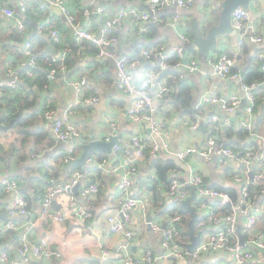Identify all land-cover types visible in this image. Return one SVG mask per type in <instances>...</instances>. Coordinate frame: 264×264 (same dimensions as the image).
I'll use <instances>...</instances> for the list:
<instances>
[{"label": "crops", "instance_id": "obj_1", "mask_svg": "<svg viewBox=\"0 0 264 264\" xmlns=\"http://www.w3.org/2000/svg\"><path fill=\"white\" fill-rule=\"evenodd\" d=\"M219 1L221 0H192L189 7L177 4L163 5L155 10L157 20L144 22L128 16L120 24V41L113 45L114 51L117 55L126 54L140 59L139 63L131 66L136 81L144 79L147 73L151 72L157 76V81L167 82L168 78H174L192 91L189 109L195 106V110L192 111L194 115H185L177 110L172 97L164 103L162 100L161 109L165 112L161 110L160 117L171 131V151L158 155L163 159H169L187 146L206 144L209 135L213 132L212 123L204 122L201 129L190 127L197 111V104L205 95L219 96L227 101L232 96L240 98L238 106L231 112H227L221 102L216 104L215 111H211L209 103H203L202 110L207 116L218 113L223 117L232 118L231 127L235 131H239L236 123L241 117L251 118L253 122V131L244 139L235 137L236 133L224 132L222 138L229 144L233 141L241 142V145L248 144L249 141L260 143V136H264V82L258 89L254 111L248 116L241 78L220 77L213 72L209 62L210 59L227 54L234 58V65L244 66L242 70H251L247 66L256 64L261 66L258 53L264 51V0H251L246 7L248 11L246 23L253 33L263 37L260 43L246 41L240 46L239 34L236 30L232 34L220 35L216 48L203 54L194 45V31L198 25L201 26L205 37L208 29L218 23L221 11ZM18 2L19 0H0V80H11L17 76L19 81L17 88L7 87L0 93V115L3 116V123L7 124L12 118L19 117L7 131H0V226L8 219V207L15 195L13 192L17 193L20 188L28 187L27 190L20 192L28 193L32 201H29V212L26 215L14 216V221L18 225V228L12 229L15 237L5 240L0 244V249L4 248L16 256V247L21 244L23 234L26 232L32 243H44L60 255L51 254L50 257L39 259L30 253L29 261L22 262L23 264H116L118 258L128 254L138 256L145 249L154 251L157 264H176L175 259L167 255L166 250L163 249L160 233L156 232L148 222V213L154 220H163L165 216L155 213L154 191L147 181L148 176L156 175V168L149 157L140 161L138 176L140 183L132 190V194L142 197L145 204L144 208L138 206L131 209L132 214L137 218L133 238H127L122 233H114L108 222L109 215H119L120 172L94 170V162L93 164L86 161L87 165L81 167L83 170H91L88 181L99 179L97 194L86 198L81 195L78 185L73 186L72 191L58 196L54 201L56 205L53 203V209L61 210L66 215L63 220L45 219L40 211L45 185L50 181V177L58 172L57 179L65 180L74 168H79L77 167L79 164L67 167V163L64 162L63 157L76 140H61L57 137L52 127V120L44 115L48 107L55 109L57 114L65 109L70 110L72 120L86 133V139L81 142L84 145L92 139V135L102 139L103 135L112 132L111 123L114 121L118 124V133L121 136H129L133 133L142 134L144 137L149 135L148 128L129 117L128 109L132 96L117 87L116 60L99 55L97 48L88 47L84 51L74 52L71 54V59L75 60L71 70L65 74L60 73L52 84L41 88L25 72L31 50L27 42L32 39L35 42L40 38L44 39L48 46L54 43L50 30L46 27L50 16L54 15L53 25L61 32L63 41L67 42L74 38L77 28H87L96 34L101 30L104 20L117 13L119 8L133 6L143 10V7L147 5L149 7V0H69L68 6L77 16L75 22H69L62 13L50 7H47L46 15L45 11L40 12L37 7L30 8L31 11L26 13L20 9ZM100 7L105 8L102 14L97 12ZM7 8L12 9L14 13L7 14ZM20 22L23 23V28L20 27ZM183 35L188 36L189 40H185ZM179 47L185 48L188 55L198 60L199 70L175 65L178 58L176 56L166 57ZM146 48L158 49V54L144 55L143 50ZM53 55L55 56L54 53ZM253 57H255L254 64L247 65ZM163 62L167 63L165 67ZM179 68L182 70H178ZM167 69L169 71L171 69V72L167 71L163 75ZM9 70L11 74L8 73ZM82 76L86 78V92L100 96L98 103L91 104L78 99L73 81ZM23 101H27V104ZM13 106L15 109H12ZM213 134L218 136V132ZM77 142L79 143V140ZM84 145L77 149L79 156L83 152ZM100 153V155L95 153L97 159L106 158L108 163L118 161L115 157L112 159V154L103 151ZM183 161L186 162V166L172 171L169 176L175 175L185 180L191 165L207 179L205 183L208 185L214 186L220 183L237 187L230 178L232 171L228 167H232L233 170L238 169L240 168L238 163L229 162L224 165L216 156L206 159L201 155H193ZM252 164L261 166L257 158L252 160ZM108 167L112 168L111 165ZM4 176L10 179H23L18 191L5 190L1 183V178ZM71 195H74L77 208L88 207L91 212L83 222H80L75 214L73 215L75 206L71 207L69 204ZM190 241L191 238L187 243ZM182 264H234V261L229 251L216 250L204 252L199 259L188 254ZM253 264H264L263 249H255Z\"/></svg>", "mask_w": 264, "mask_h": 264}, {"label": "built area", "instance_id": "obj_2", "mask_svg": "<svg viewBox=\"0 0 264 264\" xmlns=\"http://www.w3.org/2000/svg\"><path fill=\"white\" fill-rule=\"evenodd\" d=\"M34 1L35 0H19L18 4L20 9L25 11L29 4ZM47 1L61 7L68 21L74 22V13L68 6L69 0ZM170 4L189 7L192 4V0H149L150 10H141L133 6L121 7L117 13H114L104 20V24L101 28V35L99 37L96 36L95 32L87 28H77L75 31L78 41L91 40L100 47L99 55L111 57L116 60L117 87L120 91L132 96L131 105L128 109L129 117L135 122L142 123L143 126L149 130V135L147 137L139 133H133L129 136L119 135L117 142L113 145L112 159H114V157L118 159L115 163H108L106 158L97 159L95 153H91L86 160L88 163H95H93L95 165L94 170H108L112 173L114 171L120 172L121 179L118 184L121 191L119 197V215H109L108 222L110 229L114 233H122L127 238H133L136 232L135 222L137 218L132 214L131 209L138 206L144 208L145 206L142 197L132 194L133 188L140 183V177H138L140 174V161L148 156L154 157L161 153H169L171 151V131L167 123L160 117L162 100L169 91V87L166 82H162V80L157 81V76L153 75L151 72H148L144 79L136 81L131 71V66L139 63L140 59L130 57L126 54L117 55L110 46L120 41V24L126 17L133 16L136 20L144 22L157 20V16L155 15L156 8ZM40 7L46 6L40 4ZM104 9V7H100L97 12L102 14ZM247 12L246 6L240 4L232 13V24L239 34L238 44L240 46L246 41L260 43L263 40L261 35L255 34L249 29L246 23L248 16ZM6 13L11 15L14 12L12 9L7 8ZM48 22H50L49 19L47 23ZM20 27H24L21 22ZM50 35L55 42H60L62 40V35L58 28L50 29ZM183 38L189 40V37L186 35H183ZM32 45V41L27 42L29 48H31ZM157 51L158 49L150 50L146 48L143 50V53L147 56H154L158 54ZM61 54L58 57L54 56L52 61L61 63L63 60ZM168 56L178 57L176 59L177 65H182L190 70L200 69L198 60L188 55L185 48H176L173 52L166 55V57ZM258 59L261 61L264 69V51L258 53ZM209 62L216 75L225 78H241L239 73L232 72L234 58L227 54H223L216 59H210ZM37 63L36 55L33 56L32 54L28 62V67L25 69L26 74L32 76ZM166 65L167 63L163 62V67ZM61 67L63 68V66ZM8 73L11 74V70H9ZM56 74V68H53L49 72L53 80L57 79ZM18 82L17 76H14L11 80H0V93L7 87L11 89L17 88ZM73 84L78 99L85 100L87 103L91 104L99 102V95L86 94L85 86L87 84L84 76L76 78ZM241 87L247 101V115L250 116L254 111L260 86L253 82L250 84L242 83ZM220 102L227 112H231L238 106L240 98L232 96L230 100L227 101L219 96L205 95L197 104V109L203 106V103H209L211 111H215L214 107ZM56 112L55 109L48 108L45 110L44 115L46 118L52 120V127L57 137L61 140L76 139V141L70 145L64 158V161L68 163L79 156L77 149L84 145V143L81 142H84L86 139V133L78 123L72 120L69 109H65L60 114ZM202 122L217 123L218 132H222L225 128L232 126V118L230 117H223L218 113H212L210 116H207L206 113H198L195 119L190 123V127L192 129H198ZM111 125L112 132L103 135V140H109L111 136L119 134L118 124L114 121ZM236 126L238 129L253 130L251 118L245 116L238 119ZM77 140H79V143ZM260 143H264V136H260ZM130 151H132L131 154ZM177 155L183 160H187L193 155H201L206 159H211L216 156L219 158L221 164L225 165L229 162L240 164L239 172L233 177V182L241 190L243 197L238 204H235L230 192L219 190L205 183L204 177L200 171L194 169L191 165L185 180L182 179L183 177L170 175L168 177V184H165L166 186H163L164 183L162 182V184L157 187L160 193L158 204L165 207L171 200L179 199V201H182L190 196L191 185L195 186L197 197L193 200V203L199 213L197 226L201 229L203 236L198 245L189 251L187 246H182L178 241V236L180 235L179 222L183 218V214L177 213L174 215L162 216L163 220L152 219L150 222L151 226L156 232L160 233L161 244L163 249L166 250L167 255L172 256L177 262L176 264H182L188 254L199 259L204 252L227 250L232 254L234 264H253V250L256 248L264 250V233L259 232V230L255 228L257 218L264 212V202L251 205L245 196L248 193L249 183L251 181H260L264 177V173L253 174L251 177L253 159L257 158L261 167H264V150L258 154L253 146H245L243 150H236L230 146L227 141L219 137V135L210 134L205 145L187 146L181 151H177ZM108 165H111L112 168L108 167ZM90 174L91 170L74 168L65 180H58L52 177L45 187V193L40 203L42 216L45 219L52 218L63 220L66 215L61 210H54L53 203L58 196L65 192L72 191L73 186L79 185L81 195L86 198H91L94 194H97L99 192L100 181L99 179L88 181ZM1 183L6 191H18L23 183V179H10L4 176L1 178ZM262 191L264 193V188ZM216 200H220L224 204L230 203L232 205V212L228 214L217 213L212 204V202ZM69 204L71 207L75 206L73 215L75 214L80 222H83V220L91 214L88 207H76L74 195H71ZM28 205V199L24 193L17 192L12 199L11 205L8 207V219L1 225V229L18 228V225L14 221V216L19 214L26 215L29 212ZM240 221L243 223V234L247 233L249 237L248 241L244 243H241L240 235L237 231V226ZM107 252L108 251H106V253ZM16 253L17 255L14 256L10 251L1 248L0 264H23L22 262L29 261L30 253L34 254L39 259L50 257L51 254L60 255L57 251L49 249L44 243H32L26 232L23 234L21 244L16 247ZM116 264H157V257L153 250L145 249L138 256L128 254L118 258Z\"/></svg>", "mask_w": 264, "mask_h": 264}, {"label": "trees", "instance_id": "obj_3", "mask_svg": "<svg viewBox=\"0 0 264 264\" xmlns=\"http://www.w3.org/2000/svg\"><path fill=\"white\" fill-rule=\"evenodd\" d=\"M35 7H37L40 10V12L45 11V15H46L47 7H40L39 0H37V1L35 0L34 2H32L31 6H28L24 12L28 13L31 11L30 8H35ZM53 16L54 15H52L48 18L50 20V22H48L46 24V27L49 30L56 28V26L53 25V20H52ZM76 20H77V16H75V14H74V20L73 21L75 22ZM30 41L33 42V45L30 48L31 50H30L29 57H32V54H33V56L36 55V59L38 61L37 66L34 68V73L31 77L33 79L32 81H34V83L37 84L40 88L43 86L48 87L50 84H52L54 82V80L49 75V72L53 68L57 69L56 77H58V75L60 73L65 74L67 71L71 70V67L73 65V61H75V60L71 59L72 53L78 52V51H80V52L84 51L88 47L97 48L98 54L100 51V47L91 40L78 41L76 38V33H75L74 38H71L67 42L63 41V38H62V40L60 42L54 41V43L52 44L56 47V49L60 50L62 53L61 56L63 57V60L60 63L58 61H52V58L54 57L53 52L47 48L48 44L44 39L38 38V39H36L35 42L33 39ZM114 47L115 46H113V45L110 46V48H112V50H115ZM255 57L250 58V61L248 62L247 65L254 64L253 62H254ZM174 64L176 65V62ZM245 64H246V62H244V65ZM61 66H63V68ZM243 67L244 66H236V65H234L232 67L233 73H239L241 75L242 83L250 84V83L255 82V83L259 84V86H260L261 83L264 82V69L262 67V63H261V66L258 64L254 65V66H247L251 70H248V69L242 70ZM46 70L48 72H46ZM22 71H20V72H22ZM167 71H169V69H167L163 75H165L167 73ZM169 72H171V69ZM166 84L169 87V91L164 96L163 103L172 97V102H174V106L177 110L181 111V113L185 114V115H187V114L194 115V112H192L189 109L191 106V101H192L191 89L188 88L186 85H183V84L177 82L174 78H168ZM86 94H88V93H86ZM23 102L25 104H27V101L26 102L23 101ZM202 107L203 106H201L200 108L197 109L193 119H195V117L198 113H204V110H202ZM48 108H50V107H48ZM12 109H15V106H13ZM163 112H165V110ZM211 126L213 128L212 129L213 132H211V134L218 132L217 131V123H212ZM252 131H249V130L243 129V128L239 129V131H235V130H233L232 127H227L224 129L223 132H221V131L218 132V135H219V137L222 138L224 132H226L228 134L236 133V134H234V135H236L235 137H237L238 139L241 140V139H244V137H246V136L248 137V135ZM224 140L226 141V139H224ZM229 145L232 146L236 150H243L246 145L247 146H253L255 148L257 154L264 150V143L262 144V143L252 142V141H249L248 144H245V145H241V142L233 141ZM94 153H96L97 155L101 154L100 152H94ZM65 156H66V154H65ZM65 156L63 157V160H64ZM148 157H149L148 158L149 160L150 159L152 160V165L156 168V175L148 176V181H147V183H149L148 185H151V188L154 191L153 205H155V208H156L155 213L156 214L161 213L165 216L166 215H174L177 213H181V214L185 215V217L182 218L179 222L180 235L178 236V241L181 243L182 246L185 247L186 243L190 240V235H189V218H190V215L187 212V210L182 206L181 201H179V199L171 200L165 207L160 206L158 204V201L160 200V193L157 189V187L160 184H162V182L164 183L163 186H166L165 184H168L169 174L172 173V171H177L178 168H182V167L180 165L176 164L174 159H172V158L163 159L158 155L156 157L155 156L154 157L148 156ZM149 160L147 161L148 164L150 163ZM77 167L83 169V167H81V165H78ZM228 169L230 171H232L230 178L233 181V177L239 172L240 168L233 170L232 167H228ZM252 170H253L252 171L253 174L264 173V167H261L257 164H253ZM98 171H100V170H98ZM57 174H58V172L54 173L50 177V179L52 177L57 179V177H58ZM205 181H207L206 178H204V182ZM47 183H49V182L47 181ZM212 187H215L219 190L230 192V194L233 197V201L235 204H238L239 201H241V199L243 197L241 194V190L238 187H235L233 185H227L226 186L224 184L216 183V184H214V186L212 185ZM263 188H264V177L260 181H251L249 183L248 193L245 196V198L249 201V203L251 205H257V204H260L261 202H264V193L262 191ZM24 195L27 197L28 203H29V201H32V198L28 193H25ZM212 204H213L214 208L216 209V212L219 214H228V213L232 212V205L230 203L224 204L220 200H216V201H213ZM28 207H29V205H28ZM197 224H198V222L195 223V230L200 231L202 233L201 229L198 228ZM255 228L258 229L259 232L264 233V212L261 214V217L258 218ZM243 236H244V242H247L249 239L247 233H244ZM14 237H15V235L12 233V229L3 230V229H1V226H0V244H2L8 238L13 239ZM254 251H255V249L253 250V253H254Z\"/></svg>", "mask_w": 264, "mask_h": 264}, {"label": "water", "instance_id": "obj_4", "mask_svg": "<svg viewBox=\"0 0 264 264\" xmlns=\"http://www.w3.org/2000/svg\"><path fill=\"white\" fill-rule=\"evenodd\" d=\"M41 4H44L46 7H50L52 10L55 9L56 11L62 13V16L64 18L66 17L65 14L62 12L61 7L57 5H53L47 0H39ZM251 0H221L219 1V6L221 8L220 11V16L218 23L215 25H212L208 31L207 35L204 37L203 36V30L202 27L198 25L197 29L194 31V45L197 49L200 50L203 54L208 53L211 50H214L218 44V37L223 34H232L236 32V29L234 28L232 24V13L235 10V8L242 4L248 7V4L250 3ZM143 10H150L148 5L146 7L142 8ZM67 19V17H66ZM68 20V19H67ZM101 35V30L96 33V36L99 37ZM49 50H51L56 57L60 56L61 52L56 49L54 45H49L47 47ZM178 70H182V68H179ZM244 93V92H243ZM191 111L195 110V106H192ZM19 117H14L12 118L9 123L5 124L3 123V116L0 115V131H7L11 126H13L16 122V120ZM204 123L202 122L199 126V128H203ZM119 134L111 136L109 140H103V139H97L94 135H92V139L86 143L83 147V152L81 153L80 156H78L76 159H73L67 163V167L69 165H82L86 166V160L87 157L93 153V152H105L109 155L113 153V145L117 142V138ZM76 140V139H73ZM167 156H170V154H167ZM173 159V156L170 157ZM177 164V163H176ZM231 165L233 163H230ZM253 176V172L251 171V177ZM28 187H23L19 189L20 191H25L27 190ZM16 194V192H13ZM197 197L196 193V187L191 185V194L188 196L186 199L181 201L182 206L187 210V212L190 215L189 218V235L191 238V241L187 243V249L191 251L193 248H195L200 239H201V233L195 231V223L197 222L199 218V213L197 212V209L193 203V200ZM56 205V203L54 202ZM4 217L6 215L3 214ZM152 215L148 213V222L149 225L151 226V220H152ZM237 231L240 235V241L241 243H244V236H243V223L240 221L237 226Z\"/></svg>", "mask_w": 264, "mask_h": 264}, {"label": "rangeland", "instance_id": "obj_5", "mask_svg": "<svg viewBox=\"0 0 264 264\" xmlns=\"http://www.w3.org/2000/svg\"><path fill=\"white\" fill-rule=\"evenodd\" d=\"M173 159L175 161V163H177L178 165L185 167L186 166V162L183 161L177 154H173Z\"/></svg>", "mask_w": 264, "mask_h": 264}, {"label": "clouds", "instance_id": "obj_6", "mask_svg": "<svg viewBox=\"0 0 264 264\" xmlns=\"http://www.w3.org/2000/svg\"><path fill=\"white\" fill-rule=\"evenodd\" d=\"M177 62V61H176ZM258 96V95H257Z\"/></svg>", "mask_w": 264, "mask_h": 264}]
</instances>
